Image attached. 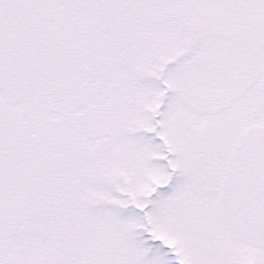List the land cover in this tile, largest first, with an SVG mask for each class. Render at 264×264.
I'll list each match as a JSON object with an SVG mask.
<instances>
[{
	"label": "snow or ice",
	"instance_id": "obj_1",
	"mask_svg": "<svg viewBox=\"0 0 264 264\" xmlns=\"http://www.w3.org/2000/svg\"><path fill=\"white\" fill-rule=\"evenodd\" d=\"M0 264H264V0H0Z\"/></svg>",
	"mask_w": 264,
	"mask_h": 264
}]
</instances>
